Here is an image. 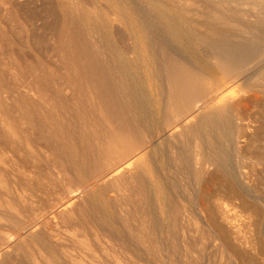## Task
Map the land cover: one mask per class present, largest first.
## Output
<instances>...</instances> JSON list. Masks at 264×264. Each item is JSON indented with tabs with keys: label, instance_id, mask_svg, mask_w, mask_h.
<instances>
[{
	"label": "bare ground",
	"instance_id": "1",
	"mask_svg": "<svg viewBox=\"0 0 264 264\" xmlns=\"http://www.w3.org/2000/svg\"><path fill=\"white\" fill-rule=\"evenodd\" d=\"M138 1L107 0L105 12L87 0H0V264H66V252L68 264L79 259L69 247L50 241L48 228L45 236L51 222L73 232L85 254L95 257L94 247H104L95 264H106L107 258L142 264L141 247L161 261L162 235L175 253L177 231L186 235L190 225L198 237L181 236L184 258L180 263L179 254L167 257L170 264H195L187 253L218 240L215 229L206 228L204 188L211 182L209 171L220 172L226 162L217 142L228 130L229 113H239L248 94L236 83L247 65L264 62V23L259 22L264 11L253 22L256 18L245 20L248 14L238 8V18L237 10H230L264 7V0H142L158 12L161 37L141 19ZM195 36L203 45L201 61L226 87L173 49L175 42ZM138 48L154 76L156 129L167 137L168 168L176 181L190 182L187 196L197 211L189 217L182 202L169 200L166 227L152 214L148 191L158 189L166 197L167 180L150 166L154 138L128 70L138 62ZM118 52L131 57L125 60ZM259 73L264 82V66ZM251 151L242 159L264 166V144ZM146 177L151 184H145ZM162 207L157 208L164 214ZM183 213L190 227L179 223ZM3 227L10 235L4 236ZM215 245L223 252L222 243Z\"/></svg>",
	"mask_w": 264,
	"mask_h": 264
},
{
	"label": "rangeland",
	"instance_id": "2",
	"mask_svg": "<svg viewBox=\"0 0 264 264\" xmlns=\"http://www.w3.org/2000/svg\"><path fill=\"white\" fill-rule=\"evenodd\" d=\"M32 1H34V0H32ZM89 1L90 2H88V0H87V3H92V5L97 6L102 11L108 12V10H106L107 8L109 9V7H107V5H106L107 0H89ZM83 2H84V0H83ZM85 2H86V0H85ZM138 3L140 5V9H141V19L143 21L146 20V22H151L154 26V30L157 33H159L160 34L159 36L161 37L163 34L162 33L163 23H161V22L157 23L156 22V21H159L158 19H161V18L157 17L158 15H156V14H158V12H156L155 9L152 10L151 7H145L144 1H142V0H139ZM101 4L103 7L100 6ZM194 8H196V7H194ZM232 8H233V10H232ZM232 8H231L230 12H234L238 8V10L241 12L242 16H244L245 14H248L247 16L245 15V18H246L245 20H249L248 18H250V17L252 20L256 18L255 21L253 20V22H257L258 21L257 18L260 17V14L262 13V11H264V10H262V9H264V7H255V8L254 7H236V8L232 7ZM238 10L233 14L235 16L237 15L236 18H238V15L241 16L238 13L239 12ZM241 10H243V13ZM260 11H261V13H260ZM257 12H259V13H257ZM255 13H256V15H254ZM261 17H264V14H261ZM251 19L249 21H251ZM259 22L264 23V19H262ZM164 37L166 39V36H164ZM194 39H196V40H194ZM199 43H200L199 39L195 36V38L191 37L188 39H182L181 41L175 42L174 43L175 47L174 46H172V47L177 53L182 54V56H185L187 61H189V63H192V61H196V62H198V64L201 67H203V69H205V71L211 72L209 67L201 61L200 57L202 56L201 51L203 49V47H201V46H203V45L202 44L198 45ZM205 45H206L205 48H207L208 50H210L212 47L211 43L208 44V42H206ZM137 53L140 54V55H137V58H139L138 62H137V64L132 63V66H130V68L128 69L131 71L130 72L128 71V72L130 74L132 81L134 82V86L136 85L135 86L136 87L135 88V92H136L135 98H136L137 102H139V109H140V112L142 113L141 115L145 119H147V120L149 119L148 121L150 122V125H151V131H152L153 138H154L152 150L153 149L154 150L150 152L151 153L150 157H149L151 159L150 160V166L154 169V172L158 173L159 175L162 176V178L164 177V179L167 180L166 197L164 195H161V193H159L158 189H157V192L155 191L154 188L152 189V191H148L149 192L148 194L150 196L149 201L151 203L150 204L151 205L150 210H151V212L153 211L152 214L155 217L158 214L156 219L160 220L159 222L160 223L162 222L161 225L166 227V225L169 221L166 203L169 200L172 199L173 201H177L179 204H180V202H182L180 205L184 209V211H186V213L188 212L187 216H189V217L195 216V214L197 216V211L195 210V207L192 206V204L190 203V196L189 195L187 196V193L190 194V192H191L190 182H188V180H185V179L182 180L183 182L180 181L182 184L179 181H176L177 178L174 177L173 172H172V168H168L167 163H168L169 154L166 151L167 137L164 134H162L161 132H159L160 131L159 129H156L157 122H158V119H156V118H158V114H159L158 113L159 105H158L157 101H155L157 99L156 88H154L152 83H151L152 80L154 79V76L152 74V71L148 67V64L144 63L141 60V48L140 49L138 48ZM119 54L125 60L126 59L129 60L131 57V54L129 55V53H119ZM126 54H127V56H126ZM128 55H129V57H128ZM261 61H260V63L259 62L250 63L249 64L250 66L247 65L245 67L246 73L243 70L240 81H238L236 83L237 86H239V88H242L244 90L246 89L245 94L246 93H248V94L244 95L245 97L243 98L242 101L245 104L246 103L247 104L245 105L243 103L242 110H240L239 113H236V112H235V114H234V112L229 113L228 130H226V127H225L224 136H222V138H219L218 139L219 141L217 142V148H220L218 156L219 157L224 156V159H225L224 161H226L227 163L224 161H223L224 163H221V166H220L221 169H220V172H218V173H214L211 170L209 171V173H210L209 180L211 179V182L208 181V186L206 188H204V196L206 197L204 200V204L206 206V211H205V208H203L204 209L203 213H204L206 220H207V223L209 225V227H206V228L208 230L214 228L215 229V230L213 229L214 232L218 233V234H216L218 236V240L214 241V243L212 241L208 242L206 240L203 243L204 244L203 248L205 250L202 248L198 249L196 247L198 250H196V252H193L192 255H191V253H187L188 254L187 256H189V254H190L189 257L192 256L191 259L193 258V260H195V262H196L195 264H264V168H262L264 166L253 165V164H250L247 160H243L244 158L247 157V155L249 153H250L249 155L252 154L251 150L254 149V151H255V149L257 150V147L259 148L262 146V144H264V129H262V127H264V126H262V125H264V95H262V94H264V82H262L261 79L259 80V77L261 78V74L259 72L262 70V66H264V62H261ZM247 69H249V70H247ZM132 70H134V71H132ZM212 74L214 75V77L217 80L220 81V82L219 81L218 82L221 83V85H223L224 83H225V87H226V85H228L219 76H217L216 73H212ZM142 75H143V77H142ZM262 76H264V75H262ZM135 79H136V81H135ZM262 79H264V78H262ZM138 81H139V83H138ZM138 85L140 86V88H138L139 87ZM146 89H148V90H146ZM139 95H141V96H139ZM150 99H151V101H150ZM256 108H257V110H256ZM232 114H234L233 116H236V117H233ZM241 115H242V117H241ZM152 116L153 117L155 116V117L153 118ZM241 119H243L242 120L243 122L241 121L242 123L239 122ZM244 123L246 124V127H245ZM153 125H155L154 129H153ZM229 125H230V127H229ZM238 126L239 127L241 126V127L238 128ZM157 132H158V134H157ZM261 132H262V134H261ZM156 135H157V137H156ZM161 142H162V144H160ZM164 144L166 146H164ZM242 146H245L246 148H243ZM240 147H242V148H240ZM244 149L247 150L246 151L247 153H245ZM237 151H238V153H237ZM163 152H165V153H163ZM236 155H238V156H236ZM243 155H244V157H243ZM242 157H243V159H242ZM228 161H229V163H228ZM160 162H161V164H159ZM230 166H232L233 168H231ZM250 166H252V167H250ZM146 167L147 166L145 164L143 167H141L143 173L147 172ZM148 167H149V165H148ZM239 167H240V169H239ZM155 168L157 170H155ZM158 168H160V169H158ZM230 168H231V171H230ZM234 168H236V169H234ZM241 168H242V170H241ZM244 170L247 172H245ZM169 173H171V174H169ZM167 175H170V176H167ZM221 179H223L225 181H223V180L221 181ZM147 180H148L147 177L145 178V180H143L145 182V184L146 185L151 184L152 179L150 178L149 179L150 181H147ZM177 182H179V183H177ZM172 183L175 186L172 185ZM170 185H172L173 187L172 186L170 187ZM187 188L190 189V191L186 190ZM172 189H173V191H172ZM209 191H210V193H209ZM181 194H183V195H181ZM184 194H185V196H184ZM159 196H160V198H158ZM186 196H187V198H186ZM180 198H182L183 200ZM179 199H180V201H178ZM159 201L162 203V206H163L162 210L164 209V214L160 212V209H158L160 204H161ZM184 204L186 205V208H185ZM164 205H165V207H164ZM192 207H193V209H192ZM156 211H158L159 213ZM155 212H156V214H155ZM186 213L182 214V216L179 219V223L182 225V227L187 228V227L191 226L190 229L191 228L192 229L190 231L192 232L193 235L191 234V232H188V234H186V235L184 234L185 236L184 235L182 236V234H183L182 229H179L176 233V237L178 238V242H180V246H179L178 251H176L175 253H172V250L169 248V246L167 244L168 240L165 239L166 234L164 235L162 233L163 234V235L161 234L163 237L162 242L164 243L165 246L161 247L160 255H161V259H162L161 261H163V262L165 261V262L161 263L160 260H153V258L150 257L146 252H145L146 254L143 253L145 250L141 247L139 250L141 252V263L142 264H159V263L170 264V262L168 260L170 257H172V259L178 258L177 259L178 262H179V260L184 258L183 254L185 252H184V248L182 246L183 240L180 241L179 240L180 237L182 236L183 237L182 239H184L185 237L186 238H190V237L191 238H197L198 237L197 232H195L196 234H194V228L192 227V225L189 226V223L187 224L188 217L186 216ZM192 213H194V214H192ZM184 223L186 224V226L184 225ZM51 224H53V225L49 226V224H47L48 227L46 225V227L44 228V231L46 234V235L45 234L44 235L45 236L50 235L49 240L53 241L54 244L62 246V248L64 247V245L66 246V248L69 247V248H67V251L68 250L71 251V252L68 251L69 253H71V255H72V253H74L73 254L74 256H79V259H76V260L71 259L70 260L71 264H95L96 260H100V259H96V257L99 256V258H100L102 248H104V247L98 246V245L94 247L97 249L95 252L96 253L95 257L93 254H92V256L90 254H85L84 253L85 250L79 245L76 238L74 236H72L73 232L70 234L71 231H69V233H68L65 228L60 226V224L54 225V222L53 223L51 222ZM53 226L54 227L56 226L55 228H57V229H55ZM58 227H61V228H59L60 230L58 229ZM47 228L54 235H51L50 232L48 235L47 231H49V230ZM45 229H47V230H45ZM62 229H63L62 233H64V231H65L64 234L61 233L63 235V238L65 237L63 242L61 240H59V239H62L61 236H58V235H61L60 232L62 231ZM2 230H3L2 232H4V236L10 235V232H9V234L8 233L5 234V232L9 231L8 227L6 229H4V227H3ZM57 230H58V232H57ZM54 232L56 233V235ZM57 233H59V234H57ZM1 235H3V233H1ZM51 236H55V238H53V237L51 238ZM56 238L57 239L59 238V239L57 240ZM53 239H55V241ZM67 240L68 241L70 240V242H72V241L73 242L72 243H69V242L66 243L65 241H67ZM218 242L223 244V246L221 247V250L223 252H217L219 250H216L215 247H217V246L215 244L217 243V245H218ZM109 243L110 242H107V243H105V245L108 247H112V245L111 244L109 245ZM63 252H64V250H63ZM161 253H163V254H161ZM63 254L67 258V260H66V258H65V260L67 261L66 264H68L69 258H68V256H66L67 252L63 253ZM178 254H179V256H178ZM164 255H166V256H164ZM195 255L197 258L199 257V260H200L199 262H198V259L195 258ZM127 256L130 259H132L130 254H127ZM175 256L176 257L178 256V257L175 258ZM101 257H102V255H101ZM167 257H169V258H167ZM182 260L180 261V263L182 262ZM105 263L106 264L107 263L108 264H116V261L113 258H107Z\"/></svg>",
	"mask_w": 264,
	"mask_h": 264
}]
</instances>
